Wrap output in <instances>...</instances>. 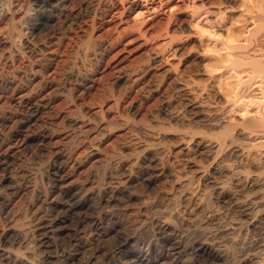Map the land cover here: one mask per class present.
<instances>
[{
    "label": "rangeland",
    "instance_id": "rangeland-1",
    "mask_svg": "<svg viewBox=\"0 0 264 264\" xmlns=\"http://www.w3.org/2000/svg\"><path fill=\"white\" fill-rule=\"evenodd\" d=\"M262 2L264 3V0ZM229 3L233 10L231 9L232 11L228 13L225 22L221 23V28L218 31L221 42L215 40L213 37L215 33L212 30L204 29V35L194 39V43L188 49L190 51H186L183 55L184 63L175 72L180 83L189 82L191 85H204L219 96L215 101L208 99L209 101L204 100L200 104L201 116L189 113L187 120L190 122L192 120V122L188 126L183 125L181 118L176 119L177 116L182 115L183 109L178 108L175 103L180 94L178 88L173 85L174 81L166 80V74L159 66L157 67L159 70L156 73V76L159 73L157 78L155 74H146L147 72L140 68L133 75H135V83H139L141 79L140 83H137L139 87L136 85V91H143L141 93L144 100L142 111L136 117L134 113L129 117H126L124 113L119 114L116 104L110 97L97 96L90 101L83 102L82 105L74 103L77 107L69 102L64 108L70 106L73 114L70 112L65 114L67 118L64 120L65 126L50 127L49 133L55 137L53 145H58L65 155L72 154L77 160V165L74 167L75 174L72 178L77 190L73 198L70 196L72 191L70 194L66 193V188H61L55 181L54 172L49 168L54 160L51 159L47 143L30 139L24 146L25 148L11 151L8 156L0 159V208L6 207V205L10 209L13 207V214L16 216L15 223L20 221L14 227L16 231L12 229L15 231V236L13 233L6 241L0 243V264H22L20 260L23 255L26 257L23 259H28L29 262L35 264H130L134 258L135 249L142 244L145 248L148 245L150 247L155 242L149 225L151 220L156 216V219L159 220L168 219L162 212L164 210L161 202L163 197L175 194L179 196L184 192L202 197L214 188H226L233 199L231 206L255 199L254 195H244L240 188L232 186V182L235 179L234 182H236L241 177L240 175H234L230 180L226 175H213L210 165L213 163L214 157L221 155L224 160L223 164L231 170L249 171L253 177L260 175L261 167L264 166V147L256 145L257 141L254 140L258 135L255 134L256 132L253 134V131L251 134V130L244 129L245 132L247 131L245 133L243 130L244 137L233 143L232 149L236 155L232 156H227L226 151H221V153L212 151L207 154L209 157L206 158L193 155V152L186 153V145L183 140L184 138L190 140L192 137H196L197 140L203 138L208 146H214L217 142L216 136L228 121L227 114L233 101L237 105L235 107L237 115H241L245 108L248 114L252 113L253 115L258 112L255 105L248 101L251 98L248 96L250 94L248 92L255 87V84L264 85L262 83L264 74L253 70V66L250 64L239 65L234 61L238 58L237 56L245 58L246 61L247 57L264 52V31L261 29L259 32H250L255 22L247 19L250 14L260 11L257 8L260 2L258 4L257 0H229ZM12 13H14V18L11 20L9 14ZM42 17L43 12L36 6L35 0H0V140L7 139L11 129H7L9 127L3 125L2 118L10 120L19 112L15 104H10L7 101V98L12 95L11 88L8 89V86L19 82L20 77L23 76L26 79H23L22 83L27 86L34 73L31 69L32 63L47 67L53 61L55 62V59L63 52V49L59 50L55 44L37 52L34 56L29 57L22 53L19 34L23 32L21 34H24V37L29 36L26 27H31V24L40 21ZM111 19H113V14L108 15L101 22ZM262 25L264 26V23ZM196 26L194 25L195 28L198 27ZM111 27H105V30L111 29ZM180 38L183 41L185 35H180ZM134 39V36L128 35L126 38L118 40L117 44L114 43L115 46L112 45V49L115 50L111 51L107 63L111 62L115 66L124 59L128 58L127 61L129 59L131 61L142 52L144 53L141 45L139 46L141 41L138 42ZM240 48L241 50H239ZM188 52L189 56L186 55ZM73 61L75 62V60ZM73 61L68 60L54 77L45 80L46 83L53 82L50 85L51 89L50 86L44 89L47 99L53 98L55 95L64 97L69 95L67 92H70V75L77 68ZM78 62L77 65L83 69L82 74L86 79L90 74L88 71L90 72L92 69L89 66L84 67L81 61L78 60ZM78 62L76 60V63ZM71 81L75 82V79L72 78ZM34 84L36 83L34 82ZM250 84L253 85V88L250 87ZM241 86L245 91L242 93L243 96L245 95L244 101L242 100L244 106L240 103L242 101H239V95L237 97ZM257 92L259 94L255 96L264 100L260 91ZM141 93L140 95H142ZM122 114L123 116H121ZM21 116L15 120L18 122ZM102 119H107L112 124L111 128L102 125L99 130L92 131V138H89V140L95 138V144L100 145L103 149L104 153L102 152L103 154L100 156L90 159V151L86 149L89 145L81 147L80 143L78 144L79 141H73L70 144L68 140H65L64 131L72 130L76 121L82 125L85 123L84 125L90 126L87 129H90L95 124L102 123ZM13 124L14 122L11 125ZM37 125H32L27 130L30 136L40 132L43 129L42 126H45L44 124ZM45 127L49 128L48 125ZM236 128L233 132H242L243 127L239 125ZM214 135L216 136L214 137ZM250 135L253 136V139L247 138ZM227 138L229 142L231 137ZM84 140L90 142L88 139L82 141ZM231 143L232 140L229 144ZM68 149L69 151H67ZM143 155H150L152 158L158 159V163L166 162L167 165L166 163L165 165L170 170L172 177L165 176L150 185L142 182L135 163L138 161V157ZM262 158L263 160H261ZM161 160L166 161L162 162ZM203 174L208 176L205 181L199 180ZM56 175L58 176L59 173ZM130 176L131 178H129ZM20 190L21 192L17 195ZM258 197L256 195V200L261 199ZM79 202L85 203V205L76 209ZM211 205L213 207L208 209L216 208L222 214L230 206L220 208L216 204ZM25 208L28 209V213L20 216V211ZM14 210L19 212L15 213ZM10 213L12 215L11 211ZM99 215H105V217L102 219L103 224L96 226L95 220ZM52 223L56 224L52 226ZM181 229L185 228L182 226ZM234 239L238 240L239 237L235 236ZM221 240V244H224L223 239ZM263 244L264 242L257 241L251 251L256 253L259 264H264ZM17 257H20V260ZM201 263L210 264L204 260H198L197 264Z\"/></svg>",
    "mask_w": 264,
    "mask_h": 264
},
{
    "label": "bare ground",
    "instance_id": "bare-ground-1",
    "mask_svg": "<svg viewBox=\"0 0 264 264\" xmlns=\"http://www.w3.org/2000/svg\"><path fill=\"white\" fill-rule=\"evenodd\" d=\"M257 1L258 4L260 2V5H257L260 11L247 17V19L255 22L254 26L250 29L252 33L259 32L261 29L264 31V26L262 25L264 23V3L262 0ZM228 2L229 0H35L36 6L43 12V17L40 21L35 22L33 25L31 24V27H26L29 31V36L24 37V34H21L23 32L19 34L22 53L27 56L29 55V57L34 56L37 52L55 44L59 50L63 49V52L61 56L55 59L56 63L53 61L54 63H50L47 67L32 63L31 69L34 73L27 86L22 83V80L26 79L24 76L20 77L19 82L8 86V89L11 88L12 95L8 98L6 97L7 101L10 104H15L19 115L16 113L10 120L9 118H2L3 125L9 127L7 129H11L8 138L0 140V159L6 155L8 156L11 151L25 148L24 146H26L30 139L47 143L51 159L52 161L54 160V162H51L52 165L50 164L51 167L49 168L54 172L55 181L61 188H66V193L70 194L72 191L70 196L73 198L77 190L74 181H72L77 160L72 154L70 156L65 155L58 145H53L52 142L55 141V137L49 133L50 127L61 128L65 126L64 120L67 119L65 114L73 112L70 106H68L69 109L64 108L69 102L76 103V105L77 103H81L82 105L83 102L90 101L97 96L110 97L116 104L118 110L116 111L119 114L124 113L126 117H129L130 114L134 113L136 117L142 111L141 108L144 100V96L141 93L143 91H136L138 82L135 83V75H133L140 68L144 69L147 72L146 74L153 73L156 76L157 71H159L157 67L159 66L166 74V80L174 81L173 85L175 88H178L180 94L175 103L178 108L181 107L183 109L182 115L177 116L176 119L179 120L181 118L183 125L188 126L192 122V120L191 122L187 120L189 113L201 116L200 104L208 99L215 101L219 96L215 91L210 90L204 85H191L189 82L186 84L180 83L176 78L175 72L184 63L183 55H185L186 51H190L188 49L194 43V39L203 36L206 28L215 33L214 36H211L215 37L216 41H220L218 31L223 24L222 22L227 18L228 13L233 10ZM76 3L77 6H75ZM13 14H9L11 15V20L14 18ZM110 14H113V19L102 23L101 21ZM194 25L198 27L196 26L197 28H195ZM105 27H111V29L105 30ZM183 34L185 35V39L182 41L180 35L183 36ZM260 34L262 33L260 32ZM128 35L134 36L138 42L141 41L139 46L141 45L144 53L142 52L143 54L141 53V55L131 61H129L130 59L127 61L128 58L122 59L123 61L120 60L121 62L115 66L111 62L107 63V59L113 50L112 45L114 43L117 44L118 40L123 37L126 38ZM196 51L198 50L196 49ZM261 53L264 52L247 57L248 60L246 61L245 58L237 56L238 58L234 63L239 65L243 63L250 64L253 66V70L255 69V71L264 74V54ZM187 54L190 53L188 52ZM71 59L75 60V62ZM68 60L73 61L77 67H74L75 70L70 75V79L74 78L75 82L70 80V92H67L69 95L66 97L55 95L53 98L47 99L44 89L49 87L53 82H47V84L45 80L52 76L54 77ZM76 60L77 62L78 60L81 61L84 67L89 66L92 69L90 72L88 71L90 74L86 79L82 74L83 69L77 65L79 62L76 63ZM158 76L159 73L156 78ZM52 79L54 80L55 78ZM36 86L40 87L37 88ZM254 86L252 90L249 91V88L246 90L249 91L248 94H250L248 96L251 97L247 98L248 101L253 103L258 109L256 114H248L245 108V110H241V115H237L235 113L237 105L233 101L232 105L229 106L230 110L227 114L228 121H224L226 124L223 126L222 131L217 136L214 135L218 143L215 142L214 146H208L203 138L199 140L196 137H192L190 140L184 138L186 153L193 152V155L203 156L204 158L212 151L214 153L226 151L227 156L236 155V152L232 149L233 143L238 142L244 137V129L251 130L250 133L254 131L253 134L256 132L255 134H258L256 139H254L257 141V143L255 142L256 145L264 147V100L255 96L259 94L256 91H260L262 97H264V85L255 84ZM243 91V86L239 87L237 92L239 101L245 98V95H242ZM251 94L252 96H250ZM239 101L237 98V103ZM243 101L240 102L242 106H244ZM228 105L230 104L228 103ZM20 116L21 118L17 122L16 118ZM12 122H14V126L11 125ZM38 123L45 126L48 125L49 128L42 126L43 129L40 132H34L35 134L32 132L34 135L30 136L27 130L32 125L36 126ZM84 124L82 125L76 121L72 130L64 131V138L69 143L79 141L78 144L80 143L81 147L89 145L86 149L90 151V159H94L103 154L104 151L100 145L95 144V138L89 140V138H92V131L99 130L102 125L111 128L112 124L107 119H102V123L95 124L90 129H87L90 126ZM239 125L243 127L242 132H233ZM227 137H231V144H229L231 140L228 142L229 139ZM252 137L250 135L247 138ZM83 139H88L90 142L88 143L86 140L82 141ZM150 155L139 156L138 161L135 163L139 169L142 182L150 185L165 176L168 177L170 175L172 177L170 170L166 166L167 163L165 162V165L163 162L168 158L163 161L161 160L163 163L159 162L161 163L159 164L158 159L156 160V158H152ZM222 158L221 155L214 157L213 163H210L211 174L226 175L229 180L234 175H240L241 177L236 181L237 183L234 182L236 179L232 180V186L235 185L236 188H240L244 195H254L255 199L246 200L236 206H231L233 199L226 188H214L202 197L193 196L186 192L181 195L179 194V196L175 194L163 197L161 202L164 210L162 212L168 219L159 220L156 219V216L151 222L149 221L150 223L148 222L155 242L150 247L148 245L145 248L144 244H142L139 248L135 249L134 258L130 264H197L198 260H204L210 264H259L256 253L251 251L254 245L257 244V241L264 242V166L261 167L260 175L253 177L249 171L236 172L231 170L223 164L224 160ZM56 173H59V175L57 176ZM207 177V175L203 174L199 180L205 181L208 179ZM20 192L21 190L17 195ZM256 195L257 197L260 195L261 199L256 200ZM209 203L216 204L220 208H224L227 205L230 206L222 214L216 208H212V210L208 209L211 206L213 207ZM84 205L85 203L79 202L76 209ZM10 211L12 215H10ZM27 211V208L20 211V216ZM104 217L105 215H99L95 220L96 226L102 223ZM164 218L166 217L164 216ZM15 220L16 216L13 214V207L10 209L6 205V207L0 208V243L6 241L16 231L14 227L20 221L15 223ZM55 224L52 223V226ZM182 226L185 228L184 230L181 229ZM187 232L189 234H185ZM234 235L238 236L239 239L235 240ZM221 239H223L224 244H221ZM23 256L21 260L20 257H17L22 264H35L29 262L28 259H23L26 258Z\"/></svg>",
    "mask_w": 264,
    "mask_h": 264
}]
</instances>
